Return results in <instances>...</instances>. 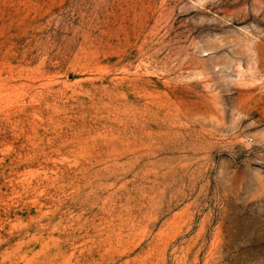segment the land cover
I'll return each mask as SVG.
<instances>
[{"label":"rangeland","instance_id":"374dc122","mask_svg":"<svg viewBox=\"0 0 264 264\" xmlns=\"http://www.w3.org/2000/svg\"><path fill=\"white\" fill-rule=\"evenodd\" d=\"M0 264H264V0H0Z\"/></svg>","mask_w":264,"mask_h":264}]
</instances>
